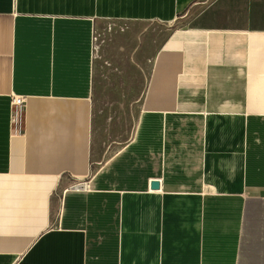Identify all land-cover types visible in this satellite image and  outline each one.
I'll use <instances>...</instances> for the list:
<instances>
[{"label": "crops", "instance_id": "1", "mask_svg": "<svg viewBox=\"0 0 264 264\" xmlns=\"http://www.w3.org/2000/svg\"><path fill=\"white\" fill-rule=\"evenodd\" d=\"M102 21L171 27L120 147ZM0 264H264V0H0Z\"/></svg>", "mask_w": 264, "mask_h": 264}, {"label": "rangeland", "instance_id": "2", "mask_svg": "<svg viewBox=\"0 0 264 264\" xmlns=\"http://www.w3.org/2000/svg\"><path fill=\"white\" fill-rule=\"evenodd\" d=\"M207 1V0H204ZM211 1V0H208ZM171 27L102 21L96 27L97 62L103 67L95 93L97 113L109 125L106 141L122 146L136 128L141 87Z\"/></svg>", "mask_w": 264, "mask_h": 264}, {"label": "built area", "instance_id": "3", "mask_svg": "<svg viewBox=\"0 0 264 264\" xmlns=\"http://www.w3.org/2000/svg\"><path fill=\"white\" fill-rule=\"evenodd\" d=\"M96 41L95 38L93 39ZM97 50V48L95 47ZM12 106V117L11 122L17 125L18 130H20L22 120H23V107H24V99L22 97H14L11 102ZM78 188V187H76ZM85 188V187H83Z\"/></svg>", "mask_w": 264, "mask_h": 264}, {"label": "water", "instance_id": "4", "mask_svg": "<svg viewBox=\"0 0 264 264\" xmlns=\"http://www.w3.org/2000/svg\"><path fill=\"white\" fill-rule=\"evenodd\" d=\"M152 188L153 189H158L159 188V184L158 183H153L152 184Z\"/></svg>", "mask_w": 264, "mask_h": 264}]
</instances>
